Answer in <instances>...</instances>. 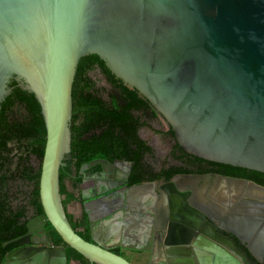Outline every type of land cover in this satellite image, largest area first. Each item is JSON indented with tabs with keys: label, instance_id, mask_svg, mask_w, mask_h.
<instances>
[{
	"label": "water",
	"instance_id": "95a60500",
	"mask_svg": "<svg viewBox=\"0 0 264 264\" xmlns=\"http://www.w3.org/2000/svg\"><path fill=\"white\" fill-rule=\"evenodd\" d=\"M91 54L150 103L126 108V128H114L116 133L137 140L145 151L159 146L158 159L168 154L179 159L166 122L190 155L264 172V0H0V110L15 81L33 94L45 129L38 180L40 225L48 222L90 264H132L96 236L89 241L79 235L60 193L59 169L71 150L73 82L79 60ZM86 78L93 82L86 92L106 105L118 110L130 101L128 92L101 67L93 66ZM26 115L17 102L7 110L11 122L25 123ZM34 144V138L22 135L7 140L0 153L5 186L21 179L17 174L32 161ZM106 191L97 192L94 201L112 193ZM83 199L85 207L93 202ZM144 216H138L142 236L149 231ZM216 220L236 234L241 228L233 225L249 227L256 236L248 251L256 259L264 254V223L259 221L264 215L257 218L241 210L221 219L234 228ZM206 225L242 264H254L234 241ZM165 230V238L156 244L161 245L162 263L195 264L187 229L169 222ZM49 244L46 240L14 249L2 264H67L64 249Z\"/></svg>",
	"mask_w": 264,
	"mask_h": 264
},
{
	"label": "flooded vegetation",
	"instance_id": "af4514ba",
	"mask_svg": "<svg viewBox=\"0 0 264 264\" xmlns=\"http://www.w3.org/2000/svg\"><path fill=\"white\" fill-rule=\"evenodd\" d=\"M128 95L131 96L130 93ZM165 125L171 138V149L180 154L179 159L168 154L166 159L156 160V157L160 156L156 151L161 152L162 150L159 146L145 151L143 147L136 145L137 140L132 138L129 140V137H127L129 139L124 137L126 139L125 153L115 151L112 147L107 149V156H95L79 164H76L71 148L68 155L72 159L65 157L63 168L77 191L72 199L79 205L78 214L75 215L74 211L69 212L63 198L62 201L72 227L84 239L92 241L93 235L89 228L91 214L85 212L87 208L97 207L100 211L96 214L101 216L108 211L107 204L114 203L117 206L122 204V207L130 210L127 219H137L140 223L138 216L146 215L144 218L148 221L144 226H149L147 234L150 242L154 244L162 242L165 238V229L169 222L185 227L195 264H225L223 262L227 260L228 264L229 261L233 264L241 263L234 253L216 239V235L214 236L209 230L206 222L212 226L211 228L216 231L217 235L229 238L241 250L247 252L254 264H264V254L256 259L247 248V244L254 239L256 232L250 233L249 227L238 224L233 225L241 228V232L236 234L213 222L214 219L219 218L221 223L216 220L218 223L234 228L230 223H224L221 219L241 210L257 218L262 217L264 215V194L259 192L257 187L264 189V172L190 155L180 148L171 128L166 122ZM135 132L136 136L140 137L139 129ZM71 166L74 167V173L70 171ZM4 172L0 169V228L8 232V235L1 245V250L4 252L1 251L0 264L4 262V257L8 252L29 245H40L46 240L50 243L49 247L53 245L64 249L67 264H70L71 258L80 260L77 257L66 256L67 244L63 241L56 242L55 230L48 222L43 224V227L40 225L42 223L41 208L32 203L12 205L11 197L6 191ZM113 187L118 190L110 191ZM106 189L105 194L112 192L107 195L109 197L94 201L97 198L95 194ZM121 194L124 196L123 201ZM83 197H86V200L93 197L90 199L93 202L85 207ZM140 209H143V212ZM164 211L168 215L166 224L163 222ZM172 215L179 218L173 220ZM106 217L108 216L103 218ZM14 219L17 220L16 224L9 226ZM259 221L264 223L263 220ZM240 228H237V231ZM256 230L260 231L259 227ZM107 248L113 252L116 249ZM117 253L123 255L120 249ZM227 254L230 257H226ZM57 258L60 263L62 257L58 255ZM258 258L262 260L258 261Z\"/></svg>",
	"mask_w": 264,
	"mask_h": 264
},
{
	"label": "trees",
	"instance_id": "16d2710c",
	"mask_svg": "<svg viewBox=\"0 0 264 264\" xmlns=\"http://www.w3.org/2000/svg\"><path fill=\"white\" fill-rule=\"evenodd\" d=\"M93 66L101 67L107 76L119 84L124 91L128 92V94L130 93V101L123 108L117 110L115 107L106 105L91 93L86 92V90H90L93 87V82L86 78L87 71ZM10 85L13 86L12 92L1 103L0 153L5 149V144L10 137L22 135L28 138H34L35 144L33 146V152L37 156L42 157L45 143V129L40 114L39 104L32 93L19 88L15 81H12ZM14 102L22 104L24 107L27 113L25 123L19 124L8 120L7 110ZM146 103L149 104L148 100L141 97L136 90L126 88L122 81L109 71L104 62L96 54L82 57L77 65L73 82L72 117L70 122L71 148L73 156L76 158V164L83 161L87 162L95 156H107V149L112 147L115 151L125 153L126 139L120 133H116L114 128H119V131L126 128L128 119L126 108L134 107L135 105L142 107L146 105ZM96 125L99 127V133L89 135V131ZM39 174L40 171L31 176V178L37 179V184ZM67 174L68 173L65 172L63 166H61L59 169L60 193L64 190L62 186V178ZM32 196H38V187L34 188ZM35 206L41 208L40 203ZM16 222L17 220L14 219L9 226L15 225ZM7 235L8 232H5L3 231V228H0V256L1 251L2 253L4 252L1 250V245L2 242L7 239ZM55 235L56 242H61L62 239L56 232ZM114 252L117 253L118 249H114ZM66 256L77 257L83 264H90L88 260L69 246L66 251Z\"/></svg>",
	"mask_w": 264,
	"mask_h": 264
},
{
	"label": "crops",
	"instance_id": "0c3cea01",
	"mask_svg": "<svg viewBox=\"0 0 264 264\" xmlns=\"http://www.w3.org/2000/svg\"><path fill=\"white\" fill-rule=\"evenodd\" d=\"M121 199L123 201V194ZM107 205L108 211L101 216L96 214L100 210L95 206H89L85 211L91 214V234L99 238L105 246L120 249L125 258L134 257L138 264H163L161 245L150 242L148 234L142 236L137 219L127 220L130 210L122 207V204ZM104 216L108 217L103 218Z\"/></svg>",
	"mask_w": 264,
	"mask_h": 264
},
{
	"label": "rangeland",
	"instance_id": "374dc122",
	"mask_svg": "<svg viewBox=\"0 0 264 264\" xmlns=\"http://www.w3.org/2000/svg\"><path fill=\"white\" fill-rule=\"evenodd\" d=\"M78 122V121H77ZM99 127L94 126L89 133L96 134L97 130L99 132ZM97 132V133H98ZM66 159H72L70 155H66ZM158 158H156L157 160ZM42 157L37 156L35 153L33 155L32 161L24 167L17 175L21 178L20 180L6 186V191L9 193L11 197V202L13 206L27 205L32 203L36 205L39 203V197L32 196V192L35 187H38L37 179L31 178L32 175H35L40 171ZM163 160V159H162ZM73 165V162H72ZM70 171L74 173V167H70ZM39 180V178H38ZM62 186L64 188L61 193L62 198L64 199V203L69 212H75L74 214H78L79 205L75 201H73L72 196L77 193L74 184L68 176H64L62 178ZM73 214V216H75ZM132 264H138L134 257H129L128 259ZM70 264H83L80 260H75L71 258Z\"/></svg>",
	"mask_w": 264,
	"mask_h": 264
}]
</instances>
